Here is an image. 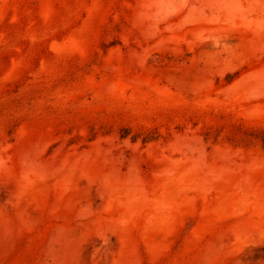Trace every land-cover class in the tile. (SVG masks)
<instances>
[{
	"label": "rangeland",
	"instance_id": "obj_1",
	"mask_svg": "<svg viewBox=\"0 0 264 264\" xmlns=\"http://www.w3.org/2000/svg\"><path fill=\"white\" fill-rule=\"evenodd\" d=\"M0 264H264V0H0Z\"/></svg>",
	"mask_w": 264,
	"mask_h": 264
}]
</instances>
